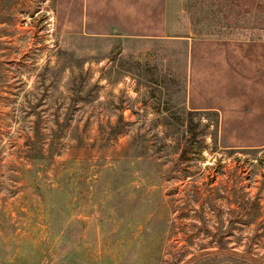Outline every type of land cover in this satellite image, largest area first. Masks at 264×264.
<instances>
[{
	"label": "rangeland",
	"instance_id": "374dc122",
	"mask_svg": "<svg viewBox=\"0 0 264 264\" xmlns=\"http://www.w3.org/2000/svg\"><path fill=\"white\" fill-rule=\"evenodd\" d=\"M0 264H264V0H0Z\"/></svg>",
	"mask_w": 264,
	"mask_h": 264
}]
</instances>
